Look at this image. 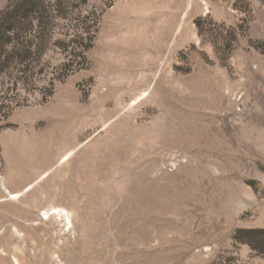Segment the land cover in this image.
Masks as SVG:
<instances>
[{
	"label": "rangeland",
	"instance_id": "374dc122",
	"mask_svg": "<svg viewBox=\"0 0 264 264\" xmlns=\"http://www.w3.org/2000/svg\"><path fill=\"white\" fill-rule=\"evenodd\" d=\"M27 3L42 19L0 73V264H264V0L0 17Z\"/></svg>",
	"mask_w": 264,
	"mask_h": 264
},
{
	"label": "trees",
	"instance_id": "16d2710c",
	"mask_svg": "<svg viewBox=\"0 0 264 264\" xmlns=\"http://www.w3.org/2000/svg\"><path fill=\"white\" fill-rule=\"evenodd\" d=\"M17 5L16 7H9V11L3 13L0 17V73L7 69L10 61L16 60L19 64L26 58V44L14 47V43H19L21 40L27 39L29 30L33 28L34 24L42 19L41 7H37L34 11L32 6ZM29 8V9H28ZM11 9V10H10ZM30 13V14H29ZM32 13V14H31ZM43 23V22H42ZM9 49V53H8ZM5 58L3 59V57ZM7 67V68H6ZM9 115L5 116V119ZM258 187V185H256ZM257 195H260L256 189ZM264 233H262L263 235ZM256 245V243H255ZM253 245V249L260 250L264 253V245L261 249ZM263 249V250H262Z\"/></svg>",
	"mask_w": 264,
	"mask_h": 264
},
{
	"label": "bare ground",
	"instance_id": "6f19581e",
	"mask_svg": "<svg viewBox=\"0 0 264 264\" xmlns=\"http://www.w3.org/2000/svg\"><path fill=\"white\" fill-rule=\"evenodd\" d=\"M156 18V17H155ZM150 21V20H149ZM149 24V23H148ZM169 25V24H168ZM146 27L148 26V25H145ZM173 24H170L168 27H166V29L164 30V31H162V33H161V38H160V45H158L157 47H155V50H153L154 51V53H155V55H160L161 54V52L163 51V48L166 46V44H167V42L169 41V39H170V35H171V31H172V29H173ZM150 30V29H149ZM163 30V29H162ZM114 36H116V35H114ZM152 47V46H151ZM152 49H154V48H152ZM115 50V49H114ZM116 50H117V48H116ZM155 58V57H154ZM157 58V57H156ZM150 64V63H149ZM148 64V65H149ZM153 64H154V62H153ZM147 66V65H146ZM148 67V66H147ZM153 67H154V65H151L150 66V68H149V70L151 71V70H153ZM149 71V72H150ZM68 119V118H67ZM66 121V120H65ZM64 121V122H65ZM54 123V122H53ZM60 123V122H59ZM67 123V122H66ZM61 125V124H60ZM59 125V126H60ZM52 128V127H51ZM65 128V127H64ZM62 129V128H61ZM64 131V130H63ZM55 132V130L54 129H52V131H50L49 129H47V130H45L43 133H45L47 136H48V140H50V139H53V141H54V139H56V137H58V136H56L57 134H56V132ZM59 132V131H58ZM61 132V131H60ZM52 133H54L53 135H51ZM71 134V133H70ZM74 134V133H73ZM72 134V135H73ZM55 135V136H54ZM65 135V134H64ZM74 135H76V134H74ZM73 135V136H74ZM79 135V134H78ZM41 137H43L42 135H41ZM60 137V136H59ZM65 138V137H64ZM77 140H78V136H76V137H74V138H72V139H70L69 138V140L68 141H62L61 142V146H60V148H58V151H56V159H57V157H59V159L61 158L60 157V155L61 156H63V159H64V157H68V156H70V154L72 153V151H73V149L76 147V144H77ZM58 144V143H57ZM55 149V148H54ZM42 153V152H41ZM72 155V154H71ZM60 160H62V159H60ZM32 186H29V187H27V189L26 190H29L30 188H31ZM13 199H17L19 196L18 195H16V194H14V195H10Z\"/></svg>",
	"mask_w": 264,
	"mask_h": 264
}]
</instances>
